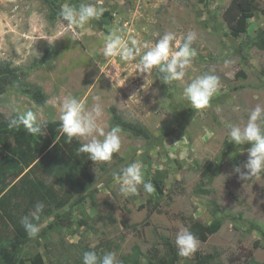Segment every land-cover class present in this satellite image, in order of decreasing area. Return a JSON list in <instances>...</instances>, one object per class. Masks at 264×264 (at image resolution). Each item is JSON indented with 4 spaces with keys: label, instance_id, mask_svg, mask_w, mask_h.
<instances>
[{
    "label": "rangeland",
    "instance_id": "1",
    "mask_svg": "<svg viewBox=\"0 0 264 264\" xmlns=\"http://www.w3.org/2000/svg\"><path fill=\"white\" fill-rule=\"evenodd\" d=\"M52 1L57 12L64 4L78 7L82 2L104 12L83 27L69 29L58 22V14L51 20L47 0H0V62L20 68L24 81L39 87L47 101L59 98L55 106H39L13 85L0 82V114L15 116L9 108L14 99L44 124L59 121L63 96L72 94L91 107L92 97L99 95L104 131L111 130L110 110L116 107L125 120L144 125L159 140L121 132L117 157L97 164L96 171L91 167L95 198L80 205L71 202L62 212L71 218L70 226L50 231L46 239L30 238L15 264H31L36 254L45 264H83L85 251L115 252L121 264H164L167 242L174 244L180 229L217 219L224 221L222 228L198 238L196 253L176 264H201V257L207 258L205 264H264V174L246 184L233 172L246 162L250 145L230 143L227 129L229 123L246 122L257 104L264 105V48L259 41L264 36V0H255L260 12L241 34L231 30L225 12L232 3L249 11L247 0H209L208 7L199 0ZM169 30L181 44L187 32L198 35L192 45L196 56L183 82L166 86L156 70L146 82V74L137 72L139 57L124 62L103 55L104 37L113 31L126 42L136 40L143 53L144 45L154 46ZM178 47L174 42L173 51ZM45 55L47 60L37 62ZM225 59L234 63L225 67ZM212 69L220 87L209 106L196 111L184 98L183 87ZM135 161L143 164L145 181L153 184L159 177L166 187L150 217L151 195L141 186L137 194L121 196L112 178L114 171ZM207 162L220 167L211 182L202 176ZM54 218L47 217L40 230ZM13 235L0 210V238Z\"/></svg>",
    "mask_w": 264,
    "mask_h": 264
},
{
    "label": "clouds",
    "instance_id": "2",
    "mask_svg": "<svg viewBox=\"0 0 264 264\" xmlns=\"http://www.w3.org/2000/svg\"><path fill=\"white\" fill-rule=\"evenodd\" d=\"M104 10L91 3H80L79 6L64 4L58 12V22L66 24L69 29L80 28L94 19H98ZM198 39L195 31H189L183 37L181 44L173 31H166L157 40L154 46L144 45L146 51L141 53L137 47V41L126 42L116 31L105 35L103 55L105 58L119 57L121 61H137V72L146 74L148 77L156 70L159 80L166 86L172 82H183L186 70L191 66L196 51L192 47ZM175 45L178 50L173 51ZM234 61L225 59L224 66H230ZM220 87V77L214 74V69L191 79L183 87V96L189 102L192 109L200 111L209 106L211 99ZM135 97V96H134ZM59 98L46 101V104L55 106ZM91 107L72 94L60 99V116L58 124L57 141L61 137L71 143L73 139L79 141L80 146L76 149L77 155L85 154L88 160L96 165L110 162L113 155L119 153L122 146L121 129L113 127L104 131L100 125L103 117V103L99 95L92 97ZM10 110L15 116L8 122L10 129L23 128L27 134L41 136L44 134L45 125L41 124L37 113L27 110L22 111L13 99L9 104ZM238 111L237 107L234 109ZM230 143L238 145H250L247 149V160L242 167L237 165L233 172L246 184L264 174V105L257 104L248 113L246 122L240 124L229 123L227 125ZM232 157H230L231 159ZM143 164L139 161L129 163L118 171L112 173L114 182L119 185L121 196L135 195L142 186L144 192L151 195L155 187L150 181H145ZM46 205L37 201L32 211L20 219V223L30 238H36L40 227L37 223L44 213ZM177 255L181 258H191L198 250L200 241L188 228L180 229L174 240ZM83 264H121L115 252L98 254L96 251H85L82 255Z\"/></svg>",
    "mask_w": 264,
    "mask_h": 264
},
{
    "label": "trees",
    "instance_id": "3",
    "mask_svg": "<svg viewBox=\"0 0 264 264\" xmlns=\"http://www.w3.org/2000/svg\"><path fill=\"white\" fill-rule=\"evenodd\" d=\"M249 2V11H244L235 3L230 4L225 12V20L231 30L241 34L248 31V21L255 18L260 12L255 0ZM51 9V20L57 18L55 2L47 0ZM208 7L209 0H199ZM209 24V23H207ZM209 26V25H208ZM264 36L260 37L263 43ZM239 54L244 57L243 49ZM49 55L43 56L37 62L47 60ZM0 82L13 85L21 95L28 96L39 106H45L46 97L39 87L32 86L24 81V74L20 68L9 61L0 62ZM111 127H119L121 132L130 134L134 138H142L156 142L157 138L142 124L125 120L116 107H112ZM12 118H5L0 114V210L3 217L10 223L14 235L0 238V264H15V260L22 254L30 237L23 229L20 219L32 211L37 201L46 205L39 225L49 216L54 220L47 228L39 231L38 236L46 239L50 231H60L70 226L71 218L62 213L71 203L80 205L87 199L95 198L94 176L91 167L94 162L88 160L85 154L77 155L76 149L80 146L78 140L66 142L64 137L57 141L59 121L46 122L44 134L33 136L27 134L23 128L10 129L8 122ZM163 142V141H162ZM117 153L113 155V159ZM213 171L212 175L210 172ZM220 173V167L213 162H207L202 167V176H209L211 182ZM155 192L148 200V217L159 207L158 200L165 195L166 187L161 178H154ZM61 212V213H60ZM224 221L217 219L210 225L194 224L191 230L197 238L217 233ZM168 252L163 258L164 264H176L180 257L177 255L175 244L167 242ZM207 258L201 257V264ZM31 264H45L42 256L36 254L30 259Z\"/></svg>",
    "mask_w": 264,
    "mask_h": 264
}]
</instances>
